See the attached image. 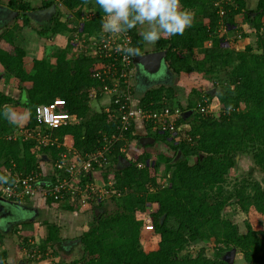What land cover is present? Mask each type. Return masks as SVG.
<instances>
[{
  "label": "trees",
  "instance_id": "1",
  "mask_svg": "<svg viewBox=\"0 0 264 264\" xmlns=\"http://www.w3.org/2000/svg\"><path fill=\"white\" fill-rule=\"evenodd\" d=\"M215 1L180 0L181 9L192 13L191 27L186 28L182 35L162 37L154 44V49L165 50V62L175 75L202 73L215 84L220 77L219 71L224 70L227 80L216 91L222 110L218 116L200 112L199 106L206 102L210 105L212 95L208 89L203 91V87L191 88L190 93H194L196 99L188 97L185 107L176 101L172 85L159 84L147 88L138 105L147 109L175 105L182 112L192 109V118H188L190 115L181 116L176 122L181 130L172 132L159 129L151 121L134 122L123 131V139L108 146L110 166L115 168L113 185L107 186V193L113 189L115 193H127L116 211L108 212L104 199H96V191H89L90 199L83 203L78 202L79 193H75L72 204L67 203L70 199L65 192L63 198L44 199L48 206L59 209V213H77L81 208L92 216L91 220L88 219L87 230L74 238L82 247V256L67 264H227L216 260V257H205L199 250H185L186 244L199 238L206 246L212 242V249L216 246L215 255L222 250L215 242L223 241L225 245L237 248L246 264H264V230L255 229L245 221V231H239L235 222L220 218L225 204L231 199L230 194H221V183L229 169L237 166V152L239 159L245 155L262 170L263 175L262 184L258 181L251 183L250 201L238 188L234 195L238 201L246 202L245 209L251 205L258 215L264 216V0H256L254 9L247 7V0H233V5L224 7L225 14L221 18L216 13ZM60 4L73 12L75 21L80 20L84 8L92 10L93 15L82 22V33L98 35L103 31L102 23L106 17L95 0H41L37 9L55 6L48 16L29 15L28 12L36 8L27 1L8 0L6 3L9 9L18 12L13 18L18 22L5 25L0 31V67L3 70L0 80V178L6 182L11 181V175L24 176L37 168L41 161L56 160L63 151H67V147L81 154L95 152L101 148L103 137L109 138L115 131L113 119L102 106L100 112L94 110L88 97V90L101 85L91 73L102 68L105 61L83 53L67 59L66 54L74 47L70 38L66 46L57 51L54 61L44 57L33 58L30 71L24 67L26 51L14 42L15 28L18 23L20 26L27 24L30 16L35 19L46 16L44 21H37L38 24L33 26L42 40L58 33L75 31L77 22L62 18ZM251 12L257 13L251 17ZM137 26L129 33L131 46L138 48V54H141L148 49ZM222 26L227 31L238 28L242 40L234 38L231 47L222 46L226 41L225 32L218 31ZM245 26L252 28L253 41L244 31ZM206 42H209L208 46H205ZM4 75L9 77L17 96L4 89L9 85ZM22 90L27 95L26 104L19 103ZM201 94L207 98L206 102L202 97L197 102ZM55 98L63 99L65 110L74 120L49 131L44 127L37 131H47L58 146L48 144L37 148L35 138H12L14 127L7 122L4 105L25 106L28 112L25 130L34 135L37 126L35 107ZM95 98L100 99L97 95ZM139 125L147 127V134L153 138L152 144L140 145L142 134L137 131ZM126 140L136 149L134 155L137 156L125 154ZM157 142L166 144L172 151L171 155L159 152L149 159L150 154L145 147ZM120 155L127 158L128 166L116 167ZM191 158L194 159L192 163L189 161ZM93 166L98 170L101 166L106 168L95 162ZM160 170L167 186L160 185L161 180L157 177ZM50 176L47 174L45 177ZM101 176L106 181L108 170L101 172ZM87 178L88 175L83 177L80 185ZM149 184H153L154 190H149ZM243 187L242 184L240 188ZM131 188L135 194L129 191ZM206 189L215 191L208 195ZM208 199L213 201L208 203ZM170 219L176 222L175 227L168 224ZM46 224L47 232L38 241V248L58 254L56 245L67 244L73 239L59 237V226ZM2 255L0 253V258L5 261Z\"/></svg>",
  "mask_w": 264,
  "mask_h": 264
},
{
  "label": "built area",
  "instance_id": "2",
  "mask_svg": "<svg viewBox=\"0 0 264 264\" xmlns=\"http://www.w3.org/2000/svg\"><path fill=\"white\" fill-rule=\"evenodd\" d=\"M58 1V0H54ZM228 0H217L214 2L216 13L221 18L225 14V8L222 3ZM93 15L90 8H84L80 20L75 26L77 36H72V44L79 47L84 55L105 61L102 68L94 70L91 76L100 81L104 99L103 104L99 103L100 108L103 107L105 113L115 122V131L110 137H103L101 148L95 152L81 154L80 152L67 147V151H63L59 157L50 162L49 166L44 168L39 165L35 169H31L24 176H10L11 181L6 182L4 178H0V196L7 200H19L23 197L34 198L40 196L44 199L52 197L54 199L63 198L65 193L69 195L68 199H73L75 193H79V203H83L86 199H90L89 191L101 192L96 180H92L93 172L98 171L94 168L93 162L99 165L107 166L110 161L107 156L108 146L113 141L123 139V131L127 130L134 122L155 123L159 129H165L169 132L175 129L181 130L176 125L177 120L182 116V111L178 107L163 105L162 107L147 109L141 105L134 104L133 91L131 81L136 71L132 63V55H126L122 51H118L117 47L131 46V36L129 31L121 34H109L104 31L98 35H88L82 33V22L84 18ZM82 35V36H81ZM78 49V50H79ZM206 102V101H205ZM104 105V106H103ZM201 113H209L210 105H200ZM35 119L37 126L34 131L36 147L44 145H57V141L50 137V134L37 131L39 127L46 130L65 123L72 122L74 117L65 110L64 101L55 98L53 101L37 105L35 107ZM30 134V133H28ZM182 137V136H181ZM103 167V166H101ZM47 174L50 177H45ZM88 175V180L84 184L76 185L73 181H81ZM8 176V175H7ZM40 181H49L47 186L38 185ZM65 192V193H64ZM39 240L33 239L28 241L27 246L21 249L23 259L26 261L41 260L45 256L44 251L38 248ZM0 264H8L0 258Z\"/></svg>",
  "mask_w": 264,
  "mask_h": 264
},
{
  "label": "rangeland",
  "instance_id": "3",
  "mask_svg": "<svg viewBox=\"0 0 264 264\" xmlns=\"http://www.w3.org/2000/svg\"><path fill=\"white\" fill-rule=\"evenodd\" d=\"M255 2L256 0H247V7L249 9H254L255 7ZM229 5H233V0H228L227 3H222V6H229ZM60 7H62V5H59ZM8 10H10L8 8ZM61 13H62V18H68L70 19L72 22L75 21L74 15L72 11L66 10L65 8L62 7L61 9ZM6 15H7V11L6 12H0V18H2V20L6 19ZM196 18V17H195ZM45 17H41L38 19V22H42L44 21ZM18 22V20H16ZM78 23V21H75L74 23ZM16 23V22H14ZM13 24V22L11 23ZM21 24L18 23L17 28H15V32L18 31L16 34L14 33L15 36V42L17 44H21V46H23V48L25 49V51L27 52V59L26 62L24 60V67L25 69H31L32 67V59L33 58H46L49 59L51 61H54L53 59L55 58V55L57 54V51L60 50L61 48L66 46V43L68 41V39H70L72 36H77L78 37V33L74 34L71 32H67L64 34L58 33L56 35H54L52 38L47 39V40H42L37 34L36 31L33 29V26H36L37 24L32 20H30L27 24H25L23 26H20ZM264 26V25H263ZM143 26L138 25V31L139 29H143ZM223 26L220 27V29L218 28L219 32H225V36H226V41L223 42L222 46L224 47H231L235 40L234 38L237 39V41H241L242 37L240 35V32H238V28H233L230 30H224ZM252 30V28L245 26L244 27V31L246 32L247 36L248 33L250 35L249 40L253 41L254 40V34H251L250 31ZM264 31V29H263ZM82 36V35H81ZM209 42L205 43V46H208ZM237 47L238 42H236ZM79 47H73L72 51L66 54L67 59H70L72 57H74L75 55H78L79 53L82 54L83 51H80ZM1 69V68H0ZM3 74V70H0V76H2ZM6 75H4L5 77ZM137 75L134 76V78L131 81V85L132 88L134 87V83L137 81H140L137 77ZM219 80L215 83L212 84L211 79L207 78V76H205L202 73H181L179 75H175V74H170V72L166 74L165 78L166 81L164 82L165 85H172L175 89L174 91V96L176 101H178V103L182 106L185 107L187 105V100L188 97L190 98H195L194 96L195 94H191V88L193 87H203L202 89H205L203 91L207 92L210 90L212 95L210 98V112L212 113V115L214 116H218V113H220V111L222 110V107L218 101V98L216 96V91L218 89V86L221 85L222 83H224V81L227 80V75L226 72L224 70H220L219 71ZM6 80L8 81L9 85L12 86L9 77L6 76L5 77ZM137 78V79H136ZM136 79V80H135ZM136 84V83H135ZM161 84L160 82H153L152 85L150 83H148L147 87H152V86H157ZM9 86H8V90H9ZM101 89L100 86L99 88L95 89V90H88L89 91V98H93L99 96L102 97L103 94L101 93L102 91L99 90ZM7 90V91H8ZM134 90V89H133ZM132 90V91H133ZM201 91V90H200ZM135 92V93H134ZM132 92L133 93V101L134 104L138 103V100L140 99V97L142 96L141 91H139L138 89H136V91ZM17 93V92H16ZM203 93V92H202ZM17 96V94H16ZM203 98L202 94L201 96L199 95L197 98V102L199 101L200 98ZM205 99V101H207V98H203ZM104 99H99V103L103 104ZM167 103H169L170 105H173V103H170L167 101ZM208 104V102H206ZM104 106V105H103ZM174 107H177L175 105H173ZM5 107V112L7 109H11L12 112H14L16 115L9 120L7 117V122L11 123V125L14 127V131L12 134V138H16V139H34V135H32L30 132H26L25 130V125L27 124L28 121V112L25 106H20V105H13L11 103H8L6 105H4ZM188 118H192V116L190 115ZM74 120V119H73ZM72 120V121H73ZM185 129V127H184ZM30 133V134H28ZM128 141H124L125 146H124V151L125 154L127 156H137L134 155L132 153V148L129 147V143H127ZM129 144V145H128ZM157 144H159L157 142ZM162 145V148H159L156 146V148H152L149 150V154H150V158L152 159L154 157L155 154H158L159 152H163L164 154L167 155H171L172 151H170L167 148V145L164 143H160ZM246 154V152H244ZM249 153V152H247ZM39 156L40 153H38ZM239 153L237 152L235 155V161L237 163V166L235 168H230L228 173L225 176V180L223 183H221V194H230L231 199L225 204L223 210L221 211V217L223 219H229L232 222H235V224L237 225V228L239 231H245V221H247L252 227H254L255 229H263L264 230V216L262 215H258L255 210L253 209V207L251 205H248L247 208L245 209L244 206L246 205V202H240L238 201L237 197L234 195V193L239 189L241 190V194L242 196L249 200L250 194H251V183L258 181L262 184L261 178L263 175L262 170H260L255 164H252V161L247 158L245 155H243L240 159L238 158ZM194 159L191 158L189 161L190 163H192ZM52 162V160H46V161H41L39 162V165L42 164L41 166H43L44 168L48 167L49 163ZM109 166H106V168L101 167L100 170L93 172V179L92 180H97V183L99 184V186L97 185V189L99 188V190H101V192H98V196H96V199H104L105 201V206H106V210H108V212H113L116 211L118 209V205L122 204V200L124 198V196L127 193H124V191H122L121 193H115L114 189L113 191H109L107 193V186L108 185H113L112 184V174H113V168H115V166L112 168V166H110V163L108 164ZM116 167L118 168V165H116ZM249 168V170H248ZM108 170V179L106 181L103 180V177L101 176V172ZM248 170V171H247ZM157 177L159 178V180H161L160 185L161 186H167L168 183L167 181L163 178V172L162 170H160L157 173ZM161 178V179H160ZM163 178V179H162ZM76 185H80V182L75 181ZM244 185L243 188H240L241 185ZM148 188L150 191L154 190V186L153 184H149ZM238 188V189H237ZM126 190V189H124ZM208 195H212L215 191V189L208 190ZM129 191L133 194H135V190L134 189H129ZM213 200L208 199V203L212 202ZM66 203V202H64ZM68 204H72L73 203V199L67 200ZM78 205V204H77ZM48 206V205H47ZM81 206V205H79ZM81 209V208H80ZM46 212V210H45ZM62 212V211H61ZM49 214V213H47ZM45 215V214H44ZM54 217V216H53ZM91 214L89 215V220H91ZM52 218V215H51ZM88 222V221H86ZM33 223V222H32ZM89 224V223H88ZM169 225L171 226H176V222L174 221V219H170L168 222ZM29 223H18L16 224L15 229H11L9 232V244L12 243L13 247L12 249H10L11 253L14 255L13 257H15V259H17V255H19L20 253L17 252V250H15L18 247H25L27 246V240L30 236L32 235H28V237L26 236V238H24L25 233L22 232V230H20V227H28ZM39 225V224H38ZM92 225V224H91ZM90 225V226H91ZM89 228V227H88ZM39 229V232H38ZM15 232H14V231ZM36 231L35 234L39 235L41 232V227H37L36 230H34V232ZM23 234H22V233ZM33 232V233H34ZM78 232V231H77ZM13 233H15V235H13ZM77 234V233H76ZM2 232H0V239L3 237H1ZM40 236V235H39ZM76 235H74L75 237ZM17 238V241L15 240ZM32 238H35V235L32 236ZM41 239V236H40ZM202 239L199 238L198 241H194L191 242L189 244H186L185 246V250H199L205 257L208 258H213L216 257V260H223L225 261L227 264H246V262L244 261V259L241 256L240 251L229 245H225V243L223 241H217L215 242L216 245L220 248L221 247V252H219V254L215 255L214 252L218 249H216V246L212 249L211 245L206 246V243L201 241ZM41 241V240H40ZM73 240H71V242H73ZM76 241V240H75ZM9 244H1L0 243V250H2V247H7V249H9ZM61 244H65V243H60L59 245H56L58 248V254H56V259L58 260H62V262H56V264H67L69 263L71 260L73 259H79L82 256V247L79 244L78 241H76L75 243L70 244L71 246H64ZM18 245V246H17ZM204 245L206 246V248H204ZM64 246V247H63ZM14 248V249H13ZM19 249V248H18ZM14 250L17 252H14ZM184 251V250H183ZM8 252V250H7ZM23 257V256H21Z\"/></svg>",
  "mask_w": 264,
  "mask_h": 264
},
{
  "label": "crops",
  "instance_id": "4",
  "mask_svg": "<svg viewBox=\"0 0 264 264\" xmlns=\"http://www.w3.org/2000/svg\"><path fill=\"white\" fill-rule=\"evenodd\" d=\"M7 1L8 0H0V5L7 7L6 6ZM23 1H27L31 6L35 7L36 9L41 5V0H23ZM30 18H31V21L33 20L36 24L39 23V22L37 23L38 19H35L33 16H30ZM12 22L14 24V22H16V19L15 20L14 19L2 20V18H0V31H2V29L5 25H8V26L12 25L11 24ZM24 27H25V25H24ZM139 31L142 32L143 29H139ZM17 32L18 31H16L14 33L16 34ZM13 39L15 42V36H13ZM17 45L21 46V44H17ZM207 45H209V43ZM21 47H23V46H21ZM145 48L148 49V51H154L155 50L154 45H151V44H145ZM26 56H27V52H26ZM26 59H27V57L24 58L25 62H26ZM166 66H167V63H166ZM167 69H168V73H169L170 71H169L168 66H167ZM194 73H196V72H194ZM170 74H172V73L170 72ZM150 79L151 78H149L148 80H145L146 82H144L142 79H140V81L135 82L136 84L134 83V87L132 88V90L134 89L133 92L136 91V89H138L139 91H141V94H142L147 88H149V87H147L148 86L147 84L150 83V81H149ZM166 79L167 78H165V76H163L161 78V80H158V82H160L161 84H164ZM0 80H1V76H0ZM8 86L10 88L9 90H8ZM8 86H6L4 89L6 91L8 90V92H11L12 95H15L17 92L16 89L10 85H8ZM137 131H138V133L142 134V136L145 135L146 137H150L147 134L148 129L145 126L139 125L137 127ZM148 144H152V143H148ZM140 145H142V144H140ZM144 145H142V146H144ZM156 146L159 148H162V145L159 142V144L155 143L153 146L145 147V151L149 152L150 149H152L154 147L156 148ZM129 147L132 148V150H133L132 153L136 154V152H134L136 149L134 150V148L132 147V144H130ZM6 173H8V172H6ZM6 176H7V174H6ZM9 180H10V177H9ZM11 201H14V202H17L20 204L21 208H20L19 212L22 214L21 215L22 219L17 220L18 222L9 221L10 225H6V224H8V222H6L7 219L5 218L7 211L4 210L0 214V220L3 219V221L6 222L5 224L2 225L1 221H0V232H2L1 237L3 236L0 239L1 244H5V245L9 244V241H10L9 232H10V230L15 229L16 224L22 223V222L29 223L28 227H24V228L20 227V230H22V232L25 233L24 238H26V236L28 237V235L29 236L35 235V238H32V236H30L28 238V240L26 241L27 245H29L28 241H30V240H33V239L41 240L40 236L43 237L45 235V233L47 232L48 225L46 223H48L49 225L54 224L56 226H59V237L65 238V239H74L75 238L74 235H77V234L81 233L82 231L87 230V225H89L88 222H86L89 219V215H88L89 212L82 211V209H77V211H78L77 213L76 212L71 213V211H69V212L65 211L64 213L63 212L59 213V212H57V211H59V209L55 210V208L47 206L46 200H44V198H42L40 196H37L34 198L23 197L19 200H11ZM45 210H46V212H45ZM47 213H49V214H47ZM70 214H72V215H70ZM51 215H52V218H51ZM5 226H7V227L4 228ZM37 227H39V228L41 227V232L39 234L40 236L35 234L36 231L34 232V230H36ZM38 232H39V229H38ZM13 235H15V233H13ZM15 240L17 241V238ZM12 243L9 244V246H10L9 249H7V247H4V248L2 247V250H0V253L3 254L2 256L5 258V261L8 264H56L55 261L59 262V263L62 262V260L60 261V260L56 259V258H58V257H56V254H53V253L51 254V252H49L48 250L44 251L45 256H43V259L35 260V261L34 260L26 261L25 259H23V257H21L22 256L21 249L23 247H18L19 249L18 248L15 249V250H17L18 253H20L19 255L16 256L17 259H15V257H13L14 255L10 251V249H12V247H13ZM63 243H65V242H63ZM69 243H75V241L74 242L68 241L67 244L65 243L62 245L71 246ZM7 250H8V252H7ZM15 250H14V252H16Z\"/></svg>",
  "mask_w": 264,
  "mask_h": 264
},
{
  "label": "clouds",
  "instance_id": "5",
  "mask_svg": "<svg viewBox=\"0 0 264 264\" xmlns=\"http://www.w3.org/2000/svg\"><path fill=\"white\" fill-rule=\"evenodd\" d=\"M95 3L106 17L102 23L104 32L121 34L140 25L145 44L154 45L162 37L182 35L192 25V13L181 9L180 0H95ZM117 50L130 56L139 53L132 46H118ZM4 115L11 120L16 114L9 108Z\"/></svg>",
  "mask_w": 264,
  "mask_h": 264
},
{
  "label": "water",
  "instance_id": "6",
  "mask_svg": "<svg viewBox=\"0 0 264 264\" xmlns=\"http://www.w3.org/2000/svg\"><path fill=\"white\" fill-rule=\"evenodd\" d=\"M54 10H55V6L51 5L48 8H41V9L39 8V9L29 11L28 13H29V15H34V14L42 15L44 13L50 14ZM6 11H7L6 19H13L14 17H16L18 15V12L13 11V10H8L7 7L0 5V12H6ZM260 11L261 10H258V12H260ZM256 13L257 12H251L250 13L251 17H254L256 15ZM132 63L135 67L137 78L139 80L142 79L144 82H146L145 80H148L149 78H151L149 80L151 85L153 82H158V80H161V78L163 76H166V74L168 72V69H167V66L165 63V50L164 49L163 50L147 51V52H144L141 54L133 55L132 56ZM161 66H163V74H161ZM19 103H21V104L27 103V95H26L25 90H22V92H21ZM90 106L94 110H96L97 112L101 111L98 100L95 97H93L90 100ZM192 113H193L192 109L183 111L182 117L185 118L187 115H190ZM139 142L142 145H144L146 143H152L153 138L141 136L139 139ZM178 155H179V151L177 153V156ZM129 164L130 163L126 157H124L122 155L118 156V161H117L118 168L126 167ZM49 184H50L49 181H40L38 183V185H41V186H47ZM20 208H21V206L19 203L11 201V200H7V199L0 196V214L4 210L7 211V214L5 215V218L7 219L6 222H8V223H9V221L18 222L17 216L18 217L20 216V214H19ZM0 221H1L2 225L6 223L5 221H3V219H1Z\"/></svg>",
  "mask_w": 264,
  "mask_h": 264
},
{
  "label": "flooded vegetation",
  "instance_id": "7",
  "mask_svg": "<svg viewBox=\"0 0 264 264\" xmlns=\"http://www.w3.org/2000/svg\"><path fill=\"white\" fill-rule=\"evenodd\" d=\"M50 14H51V13H50ZM44 15L48 16L49 14L44 13V14H42V15H37V16H44ZM46 16H45V17H46ZM24 208H25V207H24ZM19 214H20V216H19V217L17 216V219H18V220L22 219V217H21L22 214H21V213H19ZM6 225H10V223H8V224H6ZM6 227H7V226H5L4 228H6ZM69 244H72V243H69ZM61 245H62V244H61Z\"/></svg>",
  "mask_w": 264,
  "mask_h": 264
}]
</instances>
